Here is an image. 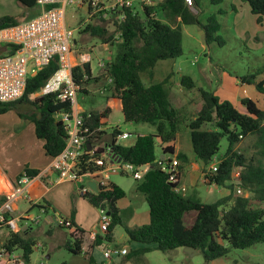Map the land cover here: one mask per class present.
I'll return each mask as SVG.
<instances>
[{
	"label": "trees",
	"instance_id": "trees-1",
	"mask_svg": "<svg viewBox=\"0 0 264 264\" xmlns=\"http://www.w3.org/2000/svg\"><path fill=\"white\" fill-rule=\"evenodd\" d=\"M17 1L29 10L38 7L37 0ZM201 1L193 0L197 13L185 0H162L156 8L157 15H152L153 11L149 8L135 14L129 11L122 22L101 17V22H90L80 31L118 46L116 55L106 64L109 67L101 69L97 76L107 75L112 79L105 107L82 112L85 125L89 127L88 142L110 145L117 157L139 167L147 166L143 177L137 179V188L146 196L150 221L126 229L130 241L142 244L127 258L153 249L167 252L191 246L203 253L206 262H210L226 256L231 248H247L264 243V109L259 108L256 102L248 97L243 98L246 112H241L231 101L221 100L214 91L198 86L192 76L183 75L180 79L182 86L189 90L196 88L200 94L198 112L188 122V128L195 157L203 163L204 180L209 185L227 187L229 195L214 202H204L184 192H176L175 186L181 183L182 175H179L177 184L169 182L159 163L161 153L176 155L180 160L181 172L189 162L185 153L176 154L174 146L181 131L183 116L171 101L168 76L146 84L142 75L147 74L152 78L160 60L175 59L183 54L182 24H197L203 28L207 44L213 41L225 44L219 34L222 25L218 14L221 10L210 14L204 23L198 16ZM211 1L220 4L224 0ZM243 1L249 3L252 13L261 23L264 0ZM19 22L20 18L16 15H2L0 29ZM59 68L60 63L55 57L35 74L28 75L26 89L20 99L0 102V114L16 110L20 116L34 122L36 135L43 140L45 152L51 157L58 155L66 145L64 125L57 119L56 113L72 110V104L70 100H60L57 93L34 99L31 96L39 92ZM72 71L75 82L80 86L79 91L87 92L86 85L93 76L91 62L76 65ZM263 73L264 67L248 71L239 79L243 83L255 84L262 92L264 79L258 78ZM24 103L31 104L35 110H21L19 105ZM114 109L123 113L126 122L150 124L156 128V132L138 135L132 145L119 143L118 138L122 133L119 127H115L111 133L102 129L103 120ZM224 137L227 138L228 147L219 155ZM247 138L250 139L249 154L240 150L238 145ZM88 158L87 155L81 160L82 170L98 168ZM215 158L218 170L213 172L211 165ZM236 167L241 169L238 185L232 182V172ZM38 172L29 168L24 171L30 178ZM238 186L242 193L236 194ZM81 196L97 208H106L111 215L108 230L104 236L95 237L94 245H101L102 240L113 242L115 227L123 223L118 202L126 196V191L109 180L99 191H89ZM71 222L73 229L68 231L70 238L65 246L74 254L84 255L89 264H104L84 252V231ZM6 244L10 249H21L28 263L38 243L30 231L24 229L11 231L6 237Z\"/></svg>",
	"mask_w": 264,
	"mask_h": 264
},
{
	"label": "rangeland",
	"instance_id": "rangeland-1",
	"mask_svg": "<svg viewBox=\"0 0 264 264\" xmlns=\"http://www.w3.org/2000/svg\"><path fill=\"white\" fill-rule=\"evenodd\" d=\"M85 0H73L69 2L65 10V21L69 28L74 32L76 38V49H80L85 53H91V64L95 77L86 85L87 92L78 91L77 103H79L85 110L100 109L105 104L106 96L110 93L111 81L108 76L97 77L100 67L98 62L103 59L105 62H110L118 51L116 44L104 45L103 42L95 36L88 33H81L80 25L88 17L85 8L81 6V2ZM136 6L139 8L138 1ZM232 0H224L222 4L213 3L211 0H202L199 18L202 22H206L207 18L212 13H217L219 6H229ZM195 13L198 10L194 4H190ZM238 12L230 14L229 17L220 19L222 24L219 34L222 36L225 44H219L213 41L210 44L206 43L204 29L197 24H182L183 32V54L175 59L160 60L156 67L153 77L147 74L142 75V80L146 84H150L152 80L160 81L166 77L170 71H175L168 75L170 84L171 101L182 111L183 121L181 131L178 134L179 144L183 152H188L194 156L192 145L190 141V131L188 122L196 115L199 109L200 101L195 89H187L177 83L183 75H190L196 80H200V84L210 86L215 84L217 78L226 71L231 75L238 73H247V71H254L264 67V17L261 23H258L257 17L252 14L251 7L248 2L243 0L237 1ZM31 10L26 9L17 0H0V16L10 14L16 15L20 21L29 19ZM95 47L94 51L93 48ZM93 51V53H92ZM211 76L213 83L207 82L205 79H200L201 65H210ZM263 75V74H262ZM260 78H258L259 80ZM35 93L31 96L32 99L39 97ZM23 111H34L35 108L29 104L24 103L19 105ZM18 107V108H19ZM76 108V106H75ZM16 111V110H15ZM107 132L111 133L115 126H120L121 130L130 133L127 138H118V142L123 145H132L135 143L136 138L140 134L155 133L156 128L150 124H136L126 122L123 113L115 110L110 115L105 124ZM239 149L245 153L249 152L250 139L247 138L238 144ZM228 147L227 138L224 137L221 141L219 155L225 152ZM160 146L158 144L157 151L159 152ZM147 167H142L140 170H146ZM118 176V175H111ZM119 177L125 178L128 184L126 196L119 201L121 208L122 224H118L114 230L115 249L126 247L128 251L134 250L137 242L130 241L127 228H134L141 226L148 222V202L144 193L137 188V179L133 175H121ZM223 193H228L230 190L225 186H207L205 183L197 181H190L188 183L187 195L195 196L204 202H214L222 196ZM238 194L237 191H235ZM23 199V198H22ZM19 201V212L26 210L30 207V202L24 198ZM29 212L34 216L39 215V209L33 207ZM28 213V212H27ZM15 214V215H17ZM26 221V219H22ZM20 221V222H22ZM28 221V220H27ZM56 225V224H55ZM57 226V225H56ZM46 223L42 222L38 228L42 232L35 234L39 247L34 249L30 256V261L27 264H89L88 259L84 255L72 253L65 245L51 249L49 242L50 239L45 234L49 230ZM57 228H54V230ZM66 232L69 230L64 228ZM101 234H104L98 229ZM70 238L69 232L66 234ZM4 238V237H2ZM68 242V241H67ZM21 252V249H17ZM124 255V254H122ZM119 252H115L113 256L117 259V264H264V243H257L247 248H231L226 256L217 258L210 262H206L203 253L198 252L190 255L185 251L184 247H179L172 251H161L153 249L138 258L125 259ZM126 255V254H125Z\"/></svg>",
	"mask_w": 264,
	"mask_h": 264
},
{
	"label": "built area",
	"instance_id": "built-area-1",
	"mask_svg": "<svg viewBox=\"0 0 264 264\" xmlns=\"http://www.w3.org/2000/svg\"><path fill=\"white\" fill-rule=\"evenodd\" d=\"M86 0L90 15L93 17H104L107 20L116 19L124 21L129 11L133 14L138 11L143 12L147 8L151 9L152 15H157L156 8L162 0ZM189 5L193 0H185ZM73 2V0H37L41 11L34 17L20 21L18 24L0 29V102H12L20 99L26 89L29 74H35L38 70L46 66L55 57L58 58L60 68L45 83L38 92L39 95L57 93L60 100H70L72 110L56 113L58 120H61L66 132V145L56 156L52 157V167L58 173L60 180L79 183L80 195L89 191H94L89 185V180H95L100 188L107 185L112 174H131L136 179H141L146 170L131 162L117 157L112 152V147L105 143H89V127L85 125L82 112L76 111L77 93L80 86L75 82L73 76V65L69 59L72 51V41L74 42V32L65 21V10L63 4ZM84 2V1H83ZM48 5H53L48 8ZM90 53H80V64L90 62ZM34 63L32 72H29L30 63ZM100 69L106 66V62L101 59L98 62ZM88 76H86L87 78ZM110 78V77H109ZM110 81L112 79L110 78ZM130 133L122 131L119 138H127ZM95 163L98 168L83 171L80 165L85 156ZM159 163L161 169L168 175V181L174 184L179 182L181 175L180 160L176 155L161 156ZM213 172L218 170V161L215 158L211 165ZM241 169L234 168L232 172V182L239 184ZM204 176V173H203ZM205 177V176H204ZM26 173L17 179L15 187L7 194L0 195V232L7 233L6 236L0 234V264H27L23 251L17 252V248L10 249L6 244V237L11 231L24 230L29 225L39 223L40 217L30 216L27 212L15 216L17 209L16 201L24 192L25 185L31 180ZM205 179V178H204ZM187 188L183 184L175 186L176 192H186ZM238 193H242L240 186ZM45 212V209H43ZM99 228L104 235L111 223V215L106 208H99ZM26 219V221H22ZM28 220V221H27ZM22 221V222H20ZM57 226H64L68 230L73 229L70 219L57 217ZM96 237L97 234H92ZM4 237V238H2ZM37 244L36 247H39ZM115 252L127 254L126 248L109 247L103 250L104 264H111V259Z\"/></svg>",
	"mask_w": 264,
	"mask_h": 264
},
{
	"label": "crops",
	"instance_id": "crops-1",
	"mask_svg": "<svg viewBox=\"0 0 264 264\" xmlns=\"http://www.w3.org/2000/svg\"><path fill=\"white\" fill-rule=\"evenodd\" d=\"M237 1L238 0H232L229 6H225V7L219 6L217 11L221 10L220 13L221 20L223 18L229 17L230 14L238 12L239 9L237 6ZM67 5L68 3L63 4L62 8L66 10ZM81 6L85 8L88 17L85 21H83L84 24L80 22L81 23L80 25H83L80 28V30H82L84 26L90 22L92 23L101 22L99 18L90 15V11L86 4V0L84 2L83 1L81 2ZM40 11L41 8L38 6L37 8L31 10L30 15L34 17ZM255 16L257 17V15ZM74 43L76 45V38L74 39ZM103 44L108 45V43H104V42ZM75 45H72V51L69 54V59L74 67L80 64V53H85L83 51H80V49L79 50L76 49ZM94 49L95 47L93 48V51ZM91 68H92V74H93L92 78H93L95 77V74L93 72L92 64H91ZM210 68H211V64L200 66L199 68L201 72L200 79L203 78L207 82L213 83L211 78L213 72H211ZM100 72L101 69L99 71V74H97V76L100 75ZM173 72L175 71L173 70L170 71V73ZM243 74L244 73L236 72L234 75H231L230 73L224 71L219 77V80L217 78L215 84L210 86L200 84V80H196L193 77L192 78L196 81L198 86L214 91V93L221 100L231 101L241 112H246V107L242 103V99L245 97L252 99L254 102H256L259 108L264 109V90L261 92L257 89L255 84L241 82L239 76ZM166 77L162 78L161 80L165 79ZM259 78L264 79V73L263 75H260ZM177 83L181 88L180 80H178ZM194 89L196 90L197 94H199L198 90L196 88ZM198 98L200 101L199 95ZM105 105H106V99L103 108L105 107ZM103 108L91 109V110H101ZM75 109L76 111L79 112L87 111L79 103L77 104ZM115 110L116 109H114L113 111ZM112 112L110 113V115L112 114ZM110 115L108 118L103 120L102 129L104 130H107L105 124L107 123L108 119H110ZM115 127L120 128L119 125ZM174 146L176 147V154L178 152H183L181 145L179 144L178 136ZM183 153H185L189 157V162L184 166L181 172L182 175L181 184L185 185L187 190H188V183H190L191 180L193 182L199 180L200 182L205 183L207 186L219 187V185L216 184L209 185L205 182L203 176V170H202L203 163L200 160H198L195 157V155L192 156V154H189L188 152H183ZM162 155L163 153H161V156ZM26 168L37 169L39 172L25 185V192L23 196L20 198V199L23 198L22 200L26 198L30 202V207H28L24 211L22 210V212H19L17 214V211H19L20 208L19 205L20 199L17 200L16 201L17 209L14 213L17 215L15 216L19 217L20 215L26 212H28L30 216H33L29 212V210L32 209L33 207H37L40 213L39 215L36 216H39L41 221L39 223H34L29 225L27 229L28 231H30V234H32L35 237V234L42 232L40 228H38L42 222L50 226L49 230H46V232L44 233L45 234L47 233V236L50 239L49 242L51 243L50 245L51 249L64 246L68 241V237L66 236L68 232H66L64 228L56 226L55 219L57 217H64L66 219L72 220L73 223L76 224V226H78L80 229L84 231L83 244H82L84 252L86 253L88 252V254L93 256L97 262L104 263L105 259H104L103 250L114 246L113 244L115 243V236L113 242L102 240L101 245L98 246L94 245L95 237L92 236V234L104 236V234H101L98 231L99 229L98 223L100 218L99 208L92 205L87 199H85L80 195L79 183L67 181V180L64 181L59 179L58 173L52 167V157L45 152L43 140L39 139L36 135L34 122L30 118L20 116L18 112L15 110H9L6 113L0 114V181H1L0 195L9 193L15 187L18 176L23 174ZM112 175H118V176L116 177L110 176L109 180L120 185L126 191L127 194L128 190L126 188V185L128 183L125 182L126 180L125 178L119 176L131 175V174L116 173ZM187 190L185 194H187ZM221 193H222L221 197H225L230 194V191L226 194L223 193V191H221ZM42 206L45 207L47 206L48 207L47 210L45 209V207ZM43 209H45L46 211L44 212ZM119 209L121 212L120 207ZM149 221H150V214L148 210L147 223H149ZM54 228L57 229L54 230ZM0 234L2 236L7 235V233L5 232L3 233L0 232ZM137 243L138 244L136 245L134 250H137L140 247H142L141 243L139 242ZM122 248H126V247H122ZM134 250L128 251L126 255L125 254L124 255L121 254V255L122 257L126 256L125 257L126 260L130 259L127 258V256L130 252H133ZM138 257H140V255L134 256L132 258H138ZM117 263H118L117 259L115 258V256H113L111 259V264H117Z\"/></svg>",
	"mask_w": 264,
	"mask_h": 264
},
{
	"label": "water",
	"instance_id": "water-1",
	"mask_svg": "<svg viewBox=\"0 0 264 264\" xmlns=\"http://www.w3.org/2000/svg\"><path fill=\"white\" fill-rule=\"evenodd\" d=\"M34 67V63H30L29 65V72L31 73L32 72V68ZM109 66H107L108 68ZM163 157V155H162ZM88 185L94 190V191H99V188L97 186V182L95 180H90L88 181ZM110 213V212H109ZM185 248V251L190 254V255H194L196 253H198V250L194 247H191V246H187V247H184Z\"/></svg>",
	"mask_w": 264,
	"mask_h": 264
},
{
	"label": "bare ground",
	"instance_id": "bare-ground-1",
	"mask_svg": "<svg viewBox=\"0 0 264 264\" xmlns=\"http://www.w3.org/2000/svg\"><path fill=\"white\" fill-rule=\"evenodd\" d=\"M1 182V181H0Z\"/></svg>",
	"mask_w": 264,
	"mask_h": 264
}]
</instances>
